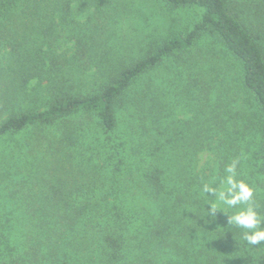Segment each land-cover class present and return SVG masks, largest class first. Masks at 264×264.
<instances>
[{
  "label": "trees",
  "instance_id": "1",
  "mask_svg": "<svg viewBox=\"0 0 264 264\" xmlns=\"http://www.w3.org/2000/svg\"><path fill=\"white\" fill-rule=\"evenodd\" d=\"M159 1L195 11L198 19L144 57L115 67L110 41L111 9L122 8L117 0H0V136L31 127L36 133L52 125L63 129L58 140L42 136L46 147L34 150L39 159L20 181L12 182L18 177L8 169L0 173L1 179H12L0 189V264H175L149 255L163 249L157 243L168 234L194 227L183 225L180 208L197 192L189 190L188 169L203 148L217 154L220 171L238 160L239 179L251 184L255 178L264 213V0ZM204 34L238 64L252 113L238 111L224 122L214 117L204 129L182 130L162 125L160 114L149 112L140 131L134 133L133 117L125 126L134 142L120 140L116 107L131 83L172 53L193 49ZM198 80L190 75L188 85L204 103ZM82 114L94 117L101 133L110 135L111 147L96 152L101 159L83 158L78 173L62 172L58 153L77 141L75 129L62 121ZM227 124L250 139L246 144L240 139L238 150L223 155L225 147L212 142ZM26 141L32 150L35 141ZM104 171L111 178L102 176ZM228 216L213 221L235 227ZM195 254L196 264H220L213 253ZM222 264H264V251L255 259L237 253Z\"/></svg>",
  "mask_w": 264,
  "mask_h": 264
},
{
  "label": "rangeland",
  "instance_id": "2",
  "mask_svg": "<svg viewBox=\"0 0 264 264\" xmlns=\"http://www.w3.org/2000/svg\"><path fill=\"white\" fill-rule=\"evenodd\" d=\"M117 1L122 5L120 11L117 13L111 9L110 43L113 66L115 63L126 66L135 62L156 50L174 32L181 30L186 32L198 19V14L195 11L186 8H169L159 0ZM240 73L238 64L226 56L222 50V45L212 36L204 34L193 49L172 53L165 57L160 64L143 73L131 83L120 102H117L116 111L120 121L115 133L120 135L118 137L120 140H129L130 143L128 136L131 131H127L128 127L125 126L129 121L132 122L133 117L134 121L130 123L136 127L134 133L137 129L140 131L139 128L140 125H143L144 116H151L149 112L160 114L159 121L162 125L173 123L182 130H193L196 127L197 129H204L203 124L206 122L213 125L214 117L217 122H224L229 114H235L238 111L242 115L246 112L249 116L252 113V104L248 94L243 91ZM190 75L200 78L197 83L203 91L200 98H205H203L204 103L198 100L194 94V89L189 87L188 77ZM241 119L242 117L240 121ZM247 121L248 118L246 117L244 124ZM62 122L73 127L75 129L74 137H77L74 146L63 147L58 153L62 172H66L68 171L66 168H70L78 173L83 158L97 156L96 159H101L99 154L96 155V152L102 148V152L104 149L105 153L109 149L108 147H111L110 135L101 133L102 131L100 127H97L94 117L92 118L87 114L72 115ZM225 126L226 131L214 137V142H212V145L215 146L219 145L220 142V145L225 147L223 152L219 148L223 155L229 153V150H238L239 145L237 146V144H241L240 139H243L244 143L250 139L247 135L241 137L237 133L234 134L230 124ZM37 130L39 132L36 133L35 128L31 127L14 134L0 136V173L7 169L12 172V175L14 172L18 178H14V180L10 178L9 180L12 182L20 181L21 177H24L31 170L33 161L39 159L37 153L34 154V150L44 151L46 145L41 143L42 136H47L46 139L48 140H58L57 136L63 129L52 125ZM150 131L153 133L154 130L151 129ZM27 138L36 142L32 144V150L25 146ZM232 141L235 142L236 146H232ZM216 155L214 151L211 152L203 148L194 156V161L191 162L192 165L188 169L191 171L190 178H192L189 190L197 192L193 195L192 200L180 208L183 214V225L190 224L194 227H180L181 231L168 234L163 239L164 241L157 243L163 249L157 255L152 252L149 255L153 260L162 263L170 261L175 264H196L198 261H196L195 253L202 252L206 258L210 256V253H213L216 261L222 264L236 258L237 253L255 259L258 254L260 255L264 251V247L246 249L240 241V229L217 227L216 222L213 221L216 217L225 219L230 211L235 210L228 209L225 214L224 208H219L213 214L210 212L209 204L215 201V197L211 194L201 195L204 183L219 186L220 178L225 174L224 171L217 169ZM27 157L31 161H28ZM42 165L44 164L42 163ZM101 175H104L105 178L106 176L111 178L108 171L102 172ZM238 176H240L239 173ZM1 177L0 189L6 188L9 185V180L1 179ZM237 178L239 179V177ZM246 178L250 179L251 176ZM252 179L251 184L253 186L257 183H255V178L252 177ZM31 181L36 184L35 180L31 179ZM10 184V187L19 190V185L12 186L11 182ZM253 187L256 188V185ZM256 192L254 203L257 205V210L263 215V211L259 210L263 202L262 195ZM18 193L21 194L22 192L18 191ZM203 222H205V227H199L200 223ZM225 235H228L227 239H225ZM201 257L200 261L203 260Z\"/></svg>",
  "mask_w": 264,
  "mask_h": 264
},
{
  "label": "clouds",
  "instance_id": "3",
  "mask_svg": "<svg viewBox=\"0 0 264 264\" xmlns=\"http://www.w3.org/2000/svg\"><path fill=\"white\" fill-rule=\"evenodd\" d=\"M233 160L224 169V176L220 178L219 186L204 183L201 195L215 197L210 203V212L216 213L219 208L235 211L228 216V224L241 230L240 241L246 249L264 247V215L257 210L254 203L256 189L246 179H238L237 165Z\"/></svg>",
  "mask_w": 264,
  "mask_h": 264
}]
</instances>
